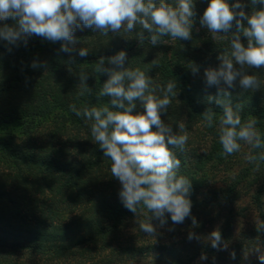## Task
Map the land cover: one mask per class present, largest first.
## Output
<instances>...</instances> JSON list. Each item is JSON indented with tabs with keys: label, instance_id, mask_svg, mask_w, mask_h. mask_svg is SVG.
<instances>
[{
	"label": "trees",
	"instance_id": "obj_1",
	"mask_svg": "<svg viewBox=\"0 0 264 264\" xmlns=\"http://www.w3.org/2000/svg\"><path fill=\"white\" fill-rule=\"evenodd\" d=\"M209 2L196 0L192 39L173 41L164 37L167 46L157 45L165 47L163 56L157 59L159 67L151 66L158 70L160 84L177 82L184 107L190 116L201 118L208 108L219 116L223 107L200 102L199 78L188 66L195 63L201 69L204 62L208 63L205 58L202 60V55L208 57L211 53L217 57V52L230 47L231 40L229 35L218 36L214 41L209 31L201 27L199 19ZM244 3L248 5L245 11L250 13V0ZM76 38L77 53L81 48H89L82 45L88 38ZM40 40L45 39L32 36L26 46L23 43L11 46V51L0 40V264H119L128 257L134 260L167 250V243L145 240L140 230L125 239L131 226L138 227L136 217L121 203V185L111 176V161L95 144L89 125L69 107L108 103L107 97L97 98L108 77L93 70L101 57L115 54L90 50L85 57L75 55V63L69 65V54L58 52L62 42L45 40L51 46L48 47L37 45ZM242 40L246 44V39ZM137 43L140 42L136 39L126 52L137 54ZM143 44L150 45L147 41ZM33 61L41 67L34 69ZM132 67L146 70L150 66L134 63ZM81 69L89 73L87 84L93 89L91 95L78 94ZM259 71L263 74L264 69ZM245 95L248 102L242 119L256 118L264 138V86L260 94L250 91ZM185 157H179L180 171L185 169ZM251 180L258 185L253 205L259 219L264 220V162H260L258 169L248 162L224 194L229 200L225 204L216 206L220 198L197 201L202 192L192 182L190 198L192 214L199 223L197 228L205 226V221L214 215L213 209L220 207L226 212L222 237L229 236L234 226L233 201L239 188ZM186 223L192 225L191 218L183 224ZM171 225L169 216L167 226ZM261 246L264 248V233ZM234 251L236 258L231 264H260L258 259L250 262ZM202 253L213 255L216 249L206 244L201 252L192 254V259L200 258ZM187 257L175 264H185Z\"/></svg>",
	"mask_w": 264,
	"mask_h": 264
},
{
	"label": "clouds",
	"instance_id": "obj_2",
	"mask_svg": "<svg viewBox=\"0 0 264 264\" xmlns=\"http://www.w3.org/2000/svg\"><path fill=\"white\" fill-rule=\"evenodd\" d=\"M250 5L249 13L245 11L248 5L244 0L235 3L210 0L199 19L214 41L218 36H231L230 47L217 56L218 67L204 69L206 88H217V93L207 95L206 100L222 106L223 112L217 116L208 108L201 116L205 128H216L222 155L241 152L242 144L260 150L250 151L245 157L258 169L260 162H264V138L257 127L258 120L242 119L244 103L233 106L230 91L238 86L245 92H254L264 86L255 72L249 74V70L264 69V0H250ZM196 16V0H0V21H13L11 25H0V40L7 43L9 51L11 46L21 43L26 46L32 36L62 42L58 52L69 54L67 63L71 65L75 63V55L85 57L90 51L81 48L77 53L79 40L74 35L77 29L89 28L105 36L111 32L131 39L129 34L139 28L135 34L140 45L147 41L157 46L168 43L164 37L173 41L191 40ZM127 61L126 50H121L95 63L93 72L108 77L97 98L109 97V103L69 107L89 125L95 144L111 161V176L121 185V203L135 215L139 230L157 240L169 216L173 226L167 228L168 232H173L175 225L183 224L187 218H191L192 229L199 227L192 214V179L181 174L182 161L177 155L187 152L190 134L185 120L177 121L174 130L171 123L162 119L178 96L177 82L157 83L140 67L133 68L129 63L126 66ZM151 64L159 67L157 59ZM31 66L35 69L41 64L33 61ZM188 67L194 75L200 70L195 63ZM78 76V94L91 95L93 89L87 84L89 73L81 69ZM138 104L141 111H136ZM255 224L257 232L264 233V220L256 219ZM187 239L203 240L217 251L229 247L219 228L207 237L190 230ZM253 253L264 264V248H244V259ZM230 256L236 258L234 250ZM207 259V254L202 253L200 260Z\"/></svg>",
	"mask_w": 264,
	"mask_h": 264
},
{
	"label": "rangeland",
	"instance_id": "obj_3",
	"mask_svg": "<svg viewBox=\"0 0 264 264\" xmlns=\"http://www.w3.org/2000/svg\"><path fill=\"white\" fill-rule=\"evenodd\" d=\"M170 1L173 2V0ZM3 23L11 24L12 21L10 19L6 22L0 21V25ZM137 31H139V28H136L133 33L129 34L131 39H127L124 36L113 34L111 32L105 36L102 33H98L89 28H85L83 30L77 29L74 35L80 39L88 38L87 43L85 44L84 42L82 45H89V50L104 52L111 51L114 54H117L121 50L127 51L130 46L136 43L135 32ZM36 44L48 47L50 46L45 40L37 41ZM164 45L165 47L167 46V44ZM164 45L151 46L145 44L140 45V43H137V54L127 52L129 65L132 67L134 63H139L142 66H150L148 67L149 69L143 70L148 72L153 80L160 83V78L156 75L158 70L156 68H151V62L163 56L165 49ZM220 52L221 51L217 52V56ZM201 58L202 60L205 58L204 61H208V63L204 62L205 65H203V67L196 74L199 78V83L197 84L199 91L198 98L200 102L204 104L208 103L206 100L207 95H215L217 93V88L215 86L206 88L204 69L210 66L218 67L219 61L217 60V57H212L211 53L208 57L202 55ZM253 72H255L261 80L264 79V72L261 74V72H258L256 69L249 70V74H252ZM261 90L262 88L254 92L255 94H260ZM230 91L232 92L231 99L233 106L243 102L245 107L248 102V95H245V93L250 92L251 90L245 92L237 86L234 89H230ZM241 93L243 94L241 95ZM109 100L110 98L107 97L108 103ZM141 110L142 109L138 104L136 111ZM162 119L165 123H171L174 130L176 128L177 121L183 119L187 123V130L190 134V140L187 146L188 150L185 153L178 152L177 155L178 157L184 155L186 156L184 161L185 169L180 172H183V174L192 179L193 184H196L201 189L200 192H202V194L198 195L196 200L205 202L211 199L212 201L215 199L217 201L220 198V200L216 203V206H218V203L225 204L228 199L224 197V194L229 191L231 183L234 181V178L238 175V173L247 167L249 161H247L245 157L250 151H252V149H250L249 146L242 144L241 152L235 153L231 156L222 155V147L218 142L216 128H205L202 125L201 117L190 116L184 107V102L180 96V92L178 93L176 99H173L172 105L169 107L167 113L162 116ZM257 190L258 185L254 180L243 184L239 188L236 199L233 201L236 204L232 212L234 216V226L230 235L224 238L225 241H229L228 250H216V254H207V260H200V258L192 259V254H196L197 251L201 252L204 249V245L210 243H205L203 240L198 241L196 239L189 241L187 237L190 230L195 231L197 235L202 237H207L217 228H219L221 232L223 231V220L224 216H226V212L224 208L216 207L213 209V217L207 219L205 221V226L201 229H198L197 227L192 229L191 225L186 223L183 225H175V230L173 232L167 231V228L172 227L173 225L166 226L165 229L160 230L162 235L158 237L157 240L155 237L146 236V234H144L145 240L150 239V241H154L156 243H167V245H169L167 250L156 251V254L134 260L128 257L123 262L119 261V264H175L187 256L189 257L186 258L185 264H231L233 259L231 258L230 253L234 249L237 250L239 255L244 259V248L250 250L257 246L262 247L261 233L257 232L255 224V220L259 219V217L253 205V197ZM138 232L139 229L137 226H131L125 232V239L130 236L137 235ZM256 259H258L257 254L253 253L249 255L246 260L254 262Z\"/></svg>",
	"mask_w": 264,
	"mask_h": 264
}]
</instances>
